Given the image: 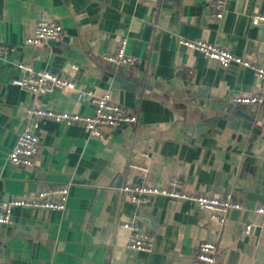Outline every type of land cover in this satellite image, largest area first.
<instances>
[{
  "label": "crops",
  "instance_id": "crops-1",
  "mask_svg": "<svg viewBox=\"0 0 264 264\" xmlns=\"http://www.w3.org/2000/svg\"><path fill=\"white\" fill-rule=\"evenodd\" d=\"M215 1L0 0V44L16 48L0 60V203L68 188L63 212L13 210L11 225L0 226V264H195L204 241L215 243L220 264H264V229L254 213L264 207L262 123L249 132L210 126L237 111L264 124V101H230L264 94V81L249 69H222L179 44L202 40L264 68V27L250 24L251 15H264V0H226L221 19L213 15ZM41 21L59 24L61 38L25 47ZM121 40L125 54L137 59L134 67L104 59ZM20 62L77 91L108 93L137 122L96 140L82 126L30 117L33 108L78 115H91L93 108L77 91L37 96L12 85L26 75L16 68ZM29 121L37 124L39 153L31 168L11 166L8 154ZM130 163L145 164L147 172ZM173 179L188 193H232L243 210L218 226L189 202L156 197L135 207L119 192L127 182L164 187ZM131 220L153 236L152 252L126 248L120 224ZM246 224L253 225L249 234Z\"/></svg>",
  "mask_w": 264,
  "mask_h": 264
},
{
  "label": "built area",
  "instance_id": "built-area-1",
  "mask_svg": "<svg viewBox=\"0 0 264 264\" xmlns=\"http://www.w3.org/2000/svg\"><path fill=\"white\" fill-rule=\"evenodd\" d=\"M138 3H155L156 0H136ZM226 0H216L212 5L213 15L221 19ZM253 27H264V15L253 14L250 17ZM63 34L62 27L54 22L41 21L36 24L31 35L24 40L25 47H38L49 42L57 41ZM179 44L187 49L202 54L205 58L218 63L222 69L239 67L251 70L255 77L264 81V68L254 62L237 56L225 49L202 40L187 41L179 39ZM125 40H121L115 54L104 57L105 61L119 67H134L137 59L125 54ZM16 50L0 44V60L9 58ZM16 68L26 75L11 82L12 85L34 95H44L55 90L77 91L75 85L67 80L60 79L45 71L34 72L32 66L26 62L16 64ZM77 70L76 66L71 67ZM80 100L87 99L93 108L91 115H78L67 112L31 109L28 114L34 119H45L66 127L82 126L89 137L102 140L113 129L135 124L137 117L129 115L119 105L115 104L108 93L94 95L91 91H77ZM235 105H259L264 101V94L254 92L246 96L231 98ZM37 124L29 121L18 135L7 161L11 166L31 168L39 153V139L35 135ZM146 158V155H142ZM132 169L144 175L147 172L145 164L130 163ZM120 194L133 206L139 207L150 204L156 197H164L174 201L189 202L193 207L207 215L209 222L218 226L226 223L232 211H242L243 205L235 200L232 193L220 196L197 195L184 190L183 184L176 179L170 180L164 187H152L140 183L127 182L119 188ZM68 197L67 187H54L41 190L21 199H10L0 203V226L6 227L12 223V213L15 209H38L63 212ZM254 213L259 217V229H264V207H257ZM126 232V248L132 252L150 253L153 249L154 238L143 231L135 220L120 224ZM253 225L244 226V234H249ZM195 264H220L217 260V247L212 242H201L194 253Z\"/></svg>",
  "mask_w": 264,
  "mask_h": 264
},
{
  "label": "water",
  "instance_id": "water-1",
  "mask_svg": "<svg viewBox=\"0 0 264 264\" xmlns=\"http://www.w3.org/2000/svg\"><path fill=\"white\" fill-rule=\"evenodd\" d=\"M55 42H49L48 44H54ZM114 67H116L114 65ZM117 80V79H116ZM127 85V83H124ZM148 89V88H146ZM262 123V128L264 129V124L261 121V119H258L256 117H253L251 115L242 113L240 111H237L233 114V117H223L220 118L219 120L213 121L212 124L210 126L213 127V123H215L216 125H220V127H224L227 126L229 129L231 130H238L240 132H249V130L251 129L252 125H255L256 123ZM202 128L204 126V124L201 125H197V128ZM255 132V130H254Z\"/></svg>",
  "mask_w": 264,
  "mask_h": 264
}]
</instances>
